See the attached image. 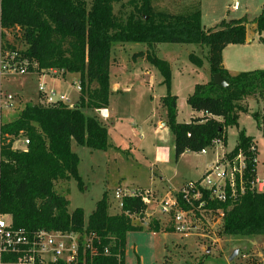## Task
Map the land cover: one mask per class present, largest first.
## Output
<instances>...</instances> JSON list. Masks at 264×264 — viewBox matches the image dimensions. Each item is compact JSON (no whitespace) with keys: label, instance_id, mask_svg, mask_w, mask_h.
Segmentation results:
<instances>
[{"label":"trees","instance_id":"1","mask_svg":"<svg viewBox=\"0 0 264 264\" xmlns=\"http://www.w3.org/2000/svg\"><path fill=\"white\" fill-rule=\"evenodd\" d=\"M123 0H0V29L15 30L24 48L20 58L28 59L31 71L55 70L79 76V98L70 107L63 103L42 106L25 103L17 116L0 124L2 132L29 139L26 150H13L10 143L2 150L0 163V214H7L14 227L27 230H81L84 226L109 245L110 254L98 256L96 264H124L125 236L142 229L134 225L129 214H143L145 205L140 197L125 196L119 213L108 211L106 192L96 201L95 208L84 220L79 207L68 210V199L55 186L75 179L79 157L70 148L76 144L92 149H107L109 143L105 123L97 115H87L84 109L107 108L110 95L109 68L111 48L126 42H141L148 47L156 43H187L205 48V56L189 53L195 66L208 62L210 78L196 83L186 102L201 116L188 121L177 120V97L170 92L169 63L149 51H139L134 58H145L162 76L166 94L160 99L165 107V125L173 136L174 158L184 152H198L214 138L227 137V128L237 126L240 113L247 112L245 100L259 97L261 110L253 112L256 125L264 137V68L230 73L222 65V50L228 44H242L246 39L243 18L222 19L210 28L201 23L200 11L171 14L156 11L150 0H127V11H114L113 4ZM125 3V4H126ZM254 29L264 32V2L254 18ZM264 42V36H260ZM218 73L227 83L215 84L212 75ZM252 138L240 129L234 150L247 149ZM255 165L248 161L246 190L233 203L212 202L224 210L220 235H264V192L250 188ZM159 231L158 221L148 224ZM169 230H172L171 228ZM112 237L113 240H109ZM119 254L120 260L116 255ZM197 261L162 264H208L204 257Z\"/></svg>","mask_w":264,"mask_h":264},{"label":"rangeland","instance_id":"2","mask_svg":"<svg viewBox=\"0 0 264 264\" xmlns=\"http://www.w3.org/2000/svg\"><path fill=\"white\" fill-rule=\"evenodd\" d=\"M238 1V10L232 9L233 0H150V4L156 11L171 14H188L199 10L204 28L213 27L222 19L243 18L247 34L253 38L249 49L258 57L256 69L264 68V42L258 40L253 22L264 0ZM126 2L123 0L122 6L120 2L113 4L114 11H127ZM23 48L17 31L0 29L1 56L6 59L10 51H17L20 57ZM139 51H149L169 63L170 92L177 97L178 118L188 120L186 97L192 92L194 84L205 83L210 78L207 60L204 58L203 65L197 67L190 62L188 54L195 53L203 57L206 49L196 44L170 42L156 43L152 47L141 42L114 45L109 68V108L114 114L104 122L109 145L105 150L92 149L72 140L70 148L79 157L80 184L70 179L59 183L55 189L68 199L69 211L77 207L83 210L85 221L104 192L111 214L120 212L114 198L117 187L124 189L126 185L130 191L145 189L152 193L151 203L143 219L131 216L130 220L134 225H141L142 221L149 224L156 220L160 230L153 232L149 226L142 225L140 230L127 232L124 264H162L164 259L170 262L197 261L204 254L208 264H264V235H220L221 224L203 225L196 221V229L183 237L170 231L166 225V216L159 213L157 203L168 187L177 188L188 180L198 179L205 157L186 151L175 160L172 133L165 124H161L165 121V107L161 105L160 99L166 94V87L155 66L145 58L133 57ZM230 56L235 59L236 55L232 51ZM31 68L25 73L10 71L0 75V92L18 96L15 108L0 107V124L14 119L25 103H36L40 97L39 85L56 94H64L69 105L77 103L78 74L67 73L62 77L58 70L56 73H38L31 71ZM259 106L253 99L248 102V111L240 113L238 118L240 129L245 126L251 133L258 134L252 114L259 112ZM84 112L98 116L96 110L84 109ZM237 128L238 124L227 128L228 147L235 143ZM256 143V176L264 179V137L260 135ZM235 250L236 255L229 260Z\"/></svg>","mask_w":264,"mask_h":264},{"label":"built area","instance_id":"3","mask_svg":"<svg viewBox=\"0 0 264 264\" xmlns=\"http://www.w3.org/2000/svg\"><path fill=\"white\" fill-rule=\"evenodd\" d=\"M232 9L239 8V1L233 0ZM30 63L28 59L20 58L17 51H10L8 57L0 54V75L4 72L19 71L25 73ZM56 73L55 70H50ZM41 71L39 73H44ZM49 72V71H48ZM78 91L80 86H77ZM40 97L38 102L42 106H52L63 103L70 107L68 98L64 94H56L53 90L39 85ZM17 97L6 92H0V107L15 108ZM99 119L105 122L108 118L106 108L95 109ZM10 143L13 150H26L29 139L18 135L13 137L2 132L0 128V163L1 150ZM21 146V147H20ZM247 154L243 149L227 148L223 138H214L211 143L198 154H209L212 158L209 165L196 180H188L178 188L168 190L157 203L159 213L166 216V225L173 232L186 237L191 230L196 229L197 222L203 225L222 224L224 210L213 207L212 202L233 203L246 190V170L248 161L255 165L257 147L252 140L249 143ZM250 188L257 192H264V179L255 175L249 182ZM125 196L140 197L145 205L143 214H129L137 219H143L151 203L152 193L145 189L128 190L117 187L114 191L116 206L119 211L122 199ZM141 225L148 227L146 221ZM113 240L112 237H108ZM109 244V243H108ZM103 245L99 235L84 226L81 230H47L44 228L27 230L23 227H14L12 219L7 214H0V264H96L98 256L106 257L110 254L109 245ZM118 262L119 254L116 255ZM119 264V263H118Z\"/></svg>","mask_w":264,"mask_h":264},{"label":"crops","instance_id":"4","mask_svg":"<svg viewBox=\"0 0 264 264\" xmlns=\"http://www.w3.org/2000/svg\"><path fill=\"white\" fill-rule=\"evenodd\" d=\"M257 35H258V40H260V36H264V32H262L261 34L258 33ZM252 42H253V38L250 37L247 34V31H246V39H245V42L243 44H237V45L236 44H228V45H226L223 48V50H222V65H223V67L225 69H227L232 74L237 73V72H241V71H247V70L256 69L257 68L256 67V63L258 62V57L249 49V47L251 46L250 44H252ZM231 46H235V47H231ZM228 48H231V49H228ZM232 51L236 55L235 59H233L234 57L230 56V52H232ZM16 97H17V100H18V96H16ZM251 99L255 100L257 105H258V103L260 104V106L258 107V109H259L258 111H260L261 110L260 98L258 96L257 97L247 98L245 100V103H246L247 106H248V102ZM106 110H107V113H108L107 120L111 119L112 115L114 114V112H113V110H111L109 108V103H108V106H107ZM177 110H178V102H177ZM201 115H202V112L192 111L190 109V107H189V109H188V120H190L191 117H198V116H201ZM177 120L178 121H188V120H180L178 118V113H177ZM162 123L163 122H161V124ZM239 129L240 128H239V122H238V128H237L236 135H237ZM242 130L244 131L245 135L250 136L252 138V140L255 142V144H257L256 143L257 138L261 135L259 129H257L258 134L251 133L248 129H246L245 126L242 127ZM236 139H237V136H236ZM236 139H235L234 145L231 146V147H228L227 141H225L227 148H233L236 145ZM201 155H203L205 157L204 165H203V168L201 169V173H202L204 171V169L209 165L212 157L209 154H207V155L201 154ZM173 189H175V188L168 187V190H173ZM168 190H166V191H168ZM170 231H172V230H170Z\"/></svg>","mask_w":264,"mask_h":264},{"label":"water","instance_id":"5","mask_svg":"<svg viewBox=\"0 0 264 264\" xmlns=\"http://www.w3.org/2000/svg\"><path fill=\"white\" fill-rule=\"evenodd\" d=\"M212 79L213 82L215 84H218L220 86H226V82L221 78V76L218 73H215L212 75ZM162 124H165V122H163ZM237 250L233 251V253L230 255L229 260H232L234 258V256L236 255Z\"/></svg>","mask_w":264,"mask_h":264}]
</instances>
